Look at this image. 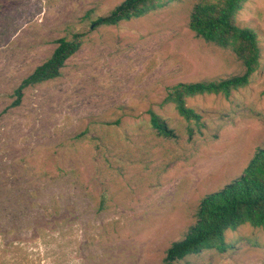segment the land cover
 Wrapping results in <instances>:
<instances>
[{
    "label": "rangeland",
    "instance_id": "1",
    "mask_svg": "<svg viewBox=\"0 0 264 264\" xmlns=\"http://www.w3.org/2000/svg\"><path fill=\"white\" fill-rule=\"evenodd\" d=\"M124 0H0V235L41 246L51 264H162L197 220L200 201L245 173L264 148V0L237 15L256 31L260 66L229 98L200 95L193 131L166 88L239 75L229 49L189 27L198 0H164L117 25L93 26ZM81 34L61 75L23 90L57 40ZM174 137L152 129L148 110ZM231 248L175 264H264V230L226 232Z\"/></svg>",
    "mask_w": 264,
    "mask_h": 264
},
{
    "label": "trees",
    "instance_id": "2",
    "mask_svg": "<svg viewBox=\"0 0 264 264\" xmlns=\"http://www.w3.org/2000/svg\"><path fill=\"white\" fill-rule=\"evenodd\" d=\"M164 0H124L107 16L99 17L93 26L117 25L120 21L141 17L159 8ZM245 0H198L189 19L196 37L223 49H229L243 66V73L196 82H179L166 88L163 104H172L192 133V124L204 126V116L187 105V99L200 95H222L229 98L238 89L249 85L260 66L262 50L255 30L242 27L237 15ZM81 34L72 40L60 38L50 57L25 77L16 90L20 103L23 90L54 80L61 75L66 61L81 47ZM150 125L158 135L170 138L176 134L165 120L148 110ZM249 224L264 230V148H258L245 173L223 189L206 195L197 209V220L185 237L167 250L162 264H175L206 250L224 253L232 246L226 240L228 230ZM41 246L29 247L10 243L0 235V264H51L52 248L47 235L39 234Z\"/></svg>",
    "mask_w": 264,
    "mask_h": 264
}]
</instances>
